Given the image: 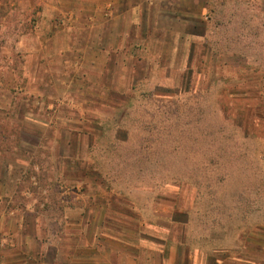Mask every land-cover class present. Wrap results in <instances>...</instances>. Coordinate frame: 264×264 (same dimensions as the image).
Listing matches in <instances>:
<instances>
[{"label": "rangeland", "instance_id": "obj_1", "mask_svg": "<svg viewBox=\"0 0 264 264\" xmlns=\"http://www.w3.org/2000/svg\"><path fill=\"white\" fill-rule=\"evenodd\" d=\"M0 239L1 264H264V0H0Z\"/></svg>", "mask_w": 264, "mask_h": 264}, {"label": "crops", "instance_id": "obj_2", "mask_svg": "<svg viewBox=\"0 0 264 264\" xmlns=\"http://www.w3.org/2000/svg\"><path fill=\"white\" fill-rule=\"evenodd\" d=\"M88 4L89 5H82L81 9H83V11L85 12L86 11L85 8H87L88 11L91 14H93L94 10H95L96 16L99 15V10H102L104 8H106V10H110L111 11L110 13L113 12V9L111 8V6L113 5L112 1H110L109 3L108 2L104 3L105 5L104 4L102 5V4L98 3V2H90ZM53 30H54V32H53ZM51 31L53 33L51 38L50 37L48 38L47 37L48 35L44 36L43 38L41 37V41H44L45 39H47L45 41V44L48 43L47 42L48 40L55 41L56 39H60L62 37V36H60L61 35L60 33L63 30H61L60 28L56 29L55 26H52V27L49 26L48 32L50 33ZM13 53H15V51L12 50L11 51V55H13ZM44 54H45V52L43 51V45H42V48H37V47H34V46L33 47H28L26 54H22L21 55V57L23 58V61L25 63V70L34 71V69H36L38 67L41 68L42 64H43V59H44L43 56H45ZM17 56H19V55H17ZM35 60H37L36 64H34ZM24 233H23V236L26 239L29 238L30 242L33 239H35L37 237V235L39 234L37 231L29 233V235H28L27 232H24ZM116 238L119 239V240L121 239V238H118V237H116ZM27 242H28V240L24 244V249L27 252H30V250H32V247H31L32 244L27 243ZM175 244H176V246H174V242L173 243L171 242L168 245V248H169V251H170V255L168 253L169 257L165 258L164 256H161V255L157 254V252H155L156 257L154 259V263L153 264H211L213 262V260H211L212 257H216L215 258L216 264H223V262L218 258V252H216V251L204 253V252H201L200 249H199L198 252H193L192 253V249L190 250L188 245L187 246H183V243H178V244L175 243ZM132 245L137 246L141 250L145 248L144 247L145 245L140 243V242L134 243ZM4 246L5 245H3V243H2V239H0V248L4 247ZM82 246H84V245L82 244L81 246H79V249H81ZM86 247L90 248V250H93V244L91 245V243L87 244ZM182 247H183V249H181ZM174 248H175V253L173 252ZM110 251H111V253H110L109 258L105 257L103 259L104 262L102 264H115V258L113 256V252H115V254H117V255H122L123 256L122 260H121V264H138V256L134 255L132 257V256L129 255L130 254L129 252L122 251L116 246L115 247L111 246L110 247ZM176 251L178 252V256H179V251H180V256L182 254L184 255V258H183L184 260H180L179 258L176 260V259L173 258V255L176 254ZM183 251H184V253H183ZM59 261H60L59 264H87V262H89L90 264H99V258L95 257L94 254H92L91 257L88 258V261H87V259L81 258V256L80 257H76V258L71 259V260L59 259ZM42 264H55V263L44 259ZM233 264H236V263H233Z\"/></svg>", "mask_w": 264, "mask_h": 264}]
</instances>
